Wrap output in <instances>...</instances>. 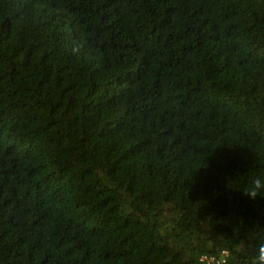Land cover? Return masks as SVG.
Wrapping results in <instances>:
<instances>
[{
    "label": "trees",
    "instance_id": "1",
    "mask_svg": "<svg viewBox=\"0 0 264 264\" xmlns=\"http://www.w3.org/2000/svg\"><path fill=\"white\" fill-rule=\"evenodd\" d=\"M258 159L264 0H0V264H241Z\"/></svg>",
    "mask_w": 264,
    "mask_h": 264
},
{
    "label": "clouds",
    "instance_id": "2",
    "mask_svg": "<svg viewBox=\"0 0 264 264\" xmlns=\"http://www.w3.org/2000/svg\"><path fill=\"white\" fill-rule=\"evenodd\" d=\"M254 168L258 167V174L255 175L243 188V192L250 199H256L258 196L264 199V161L252 162ZM249 247L255 251L250 255L241 257V264H264V238L257 237L254 242H249ZM242 247V244L238 246ZM232 253L225 249L219 256H210L202 259L201 264H229Z\"/></svg>",
    "mask_w": 264,
    "mask_h": 264
},
{
    "label": "built area",
    "instance_id": "3",
    "mask_svg": "<svg viewBox=\"0 0 264 264\" xmlns=\"http://www.w3.org/2000/svg\"><path fill=\"white\" fill-rule=\"evenodd\" d=\"M224 251V250H223ZM222 252V251H221ZM220 252V253H221ZM220 253L219 254H217V255H209V254H204V255H202L201 257H200V262L202 261V259L203 258H205V257H210V256H219L220 255Z\"/></svg>",
    "mask_w": 264,
    "mask_h": 264
}]
</instances>
